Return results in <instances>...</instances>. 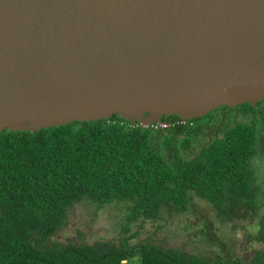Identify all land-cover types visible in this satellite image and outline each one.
<instances>
[{"label": "water", "instance_id": "95a60500", "mask_svg": "<svg viewBox=\"0 0 264 264\" xmlns=\"http://www.w3.org/2000/svg\"><path fill=\"white\" fill-rule=\"evenodd\" d=\"M263 99L264 0H0V132Z\"/></svg>", "mask_w": 264, "mask_h": 264}, {"label": "trees", "instance_id": "16d2710c", "mask_svg": "<svg viewBox=\"0 0 264 264\" xmlns=\"http://www.w3.org/2000/svg\"><path fill=\"white\" fill-rule=\"evenodd\" d=\"M249 108L238 110L245 116ZM222 110L230 113L231 107ZM222 128L191 155L181 146L186 126L166 132L118 115L35 132H0V264H264V187L253 165L257 119ZM195 199L233 229L249 220L255 230L248 232L249 240L262 247L245 260L154 243L131 245L128 235L120 243L53 240L81 201L97 209L123 204L130 231L134 222L187 214Z\"/></svg>", "mask_w": 264, "mask_h": 264}, {"label": "rangeland", "instance_id": "374dc122", "mask_svg": "<svg viewBox=\"0 0 264 264\" xmlns=\"http://www.w3.org/2000/svg\"><path fill=\"white\" fill-rule=\"evenodd\" d=\"M259 109L264 108L261 103ZM229 116H233L236 111ZM224 114V116H223ZM228 112L216 110L195 120L196 126L205 127V122H209L205 132L194 131L192 138H184L181 146H185V154H193L192 149H198L201 142L210 140L220 131L219 123L223 125L235 120L232 117L229 121ZM243 119V114H240ZM261 117L259 118L260 121ZM258 148L261 153L253 160V165L257 171L260 184L264 187V142L260 145V137L264 135V121L259 122ZM191 148L188 149V146ZM126 207L121 203H112L97 209L89 201H81L70 208L69 221L53 237L54 241L61 243H92L96 240H112L120 243L123 237H129L131 245L138 243H154L164 248H178L182 251L200 254L206 257H216L221 254L225 257L240 256L243 259H251L255 250L262 247L261 243L249 240V233L254 232V227L249 226L250 221L238 222L236 229L231 224L222 223L216 216L214 209L199 199L194 200V206L189 213L167 217L165 220L157 222L146 221L145 223L134 222L130 224V231L126 230ZM254 230V231H253ZM135 264V263H133Z\"/></svg>", "mask_w": 264, "mask_h": 264}, {"label": "flooded vegetation", "instance_id": "af4514ba", "mask_svg": "<svg viewBox=\"0 0 264 264\" xmlns=\"http://www.w3.org/2000/svg\"><path fill=\"white\" fill-rule=\"evenodd\" d=\"M261 103H264V99L261 100V101H258L255 105H253L251 103H243L241 105H238V106H235V107H231V110H229L230 113H228V114L231 115L233 113L232 111H236V113L233 116H229L228 114H226L225 116H228L229 121H231L230 119L232 117H237V118H233V120H235V121L238 122L239 120H242V116H240V112L238 110V107L240 108L241 106H243L245 104H249V106H250V108H249L250 109V114L243 116V119H246V120L250 121L252 119V117H256V119H257V126H258V129H259V127H260L259 122L262 121V120L264 121V108L262 110L258 108ZM226 107H228V106H226ZM223 108H224V106H222L219 109H215L213 111L221 110ZM213 111H211L210 113H212ZM210 113H208L207 115H209ZM254 114H255V116H254ZM207 115L203 116V118L204 117H207ZM223 116H224V114H223ZM260 117H261V119L259 121V118ZM199 118H202V117H199ZM225 119L222 120V122H223L222 124H226V120ZM195 120H197V118L185 120V119L180 118L178 115L174 114V115L163 116L162 117V122L163 123H166L167 124L166 126H163V125L162 126L161 125H159V126L153 125V126H149V127H153L155 129L165 130L167 132L169 130L178 128V126H180V125H183V126H186V131H185L186 133L180 134V139H182L181 137H184V138L189 139V138H192L193 137L194 131L197 130L198 128H200L199 125L196 126L197 122ZM237 122H235V123H237ZM135 123H138V122H135ZM204 124H205V127L204 128L201 127L199 129V130H201L203 132L206 131V129L208 127V124H211V123L205 122ZM228 124H232V121L229 122ZM138 125H140V124L138 123ZM219 128H220V131L217 132L216 135H219V134L223 133V130L224 129L222 128V125L220 123H219ZM258 133H259V131H258ZM216 135H214V137ZM258 140H259V134H258ZM260 140H261V143H260L259 146H261V144L264 142V135L262 137H260ZM260 153H261V148L259 147L258 148V151H257V154H256V156H255L254 159H256L257 156L260 155ZM261 156H264V145H263V153H262Z\"/></svg>", "mask_w": 264, "mask_h": 264}, {"label": "built area", "instance_id": "2783aa9c", "mask_svg": "<svg viewBox=\"0 0 264 264\" xmlns=\"http://www.w3.org/2000/svg\"><path fill=\"white\" fill-rule=\"evenodd\" d=\"M154 125H155V124H154ZM162 125H163V126H166L167 124H166V123H162L161 126H162Z\"/></svg>", "mask_w": 264, "mask_h": 264}]
</instances>
